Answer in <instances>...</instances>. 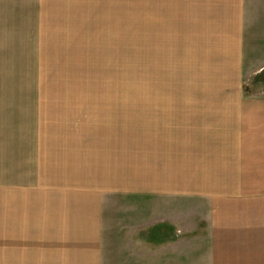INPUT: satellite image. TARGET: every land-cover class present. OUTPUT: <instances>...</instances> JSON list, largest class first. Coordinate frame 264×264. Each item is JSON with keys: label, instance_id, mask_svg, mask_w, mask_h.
<instances>
[{"label": "crops", "instance_id": "crops-1", "mask_svg": "<svg viewBox=\"0 0 264 264\" xmlns=\"http://www.w3.org/2000/svg\"><path fill=\"white\" fill-rule=\"evenodd\" d=\"M245 61L244 0H0V264H102L116 211L149 246L193 239L199 264H264ZM121 67L193 91L58 87Z\"/></svg>", "mask_w": 264, "mask_h": 264}, {"label": "rangeland", "instance_id": "rangeland-1", "mask_svg": "<svg viewBox=\"0 0 264 264\" xmlns=\"http://www.w3.org/2000/svg\"><path fill=\"white\" fill-rule=\"evenodd\" d=\"M244 49L248 74L241 91L264 92V0H244ZM142 64V63H134ZM128 65V62H120ZM3 70H1L2 72ZM5 71V70H4ZM0 72V75L2 73ZM56 76L60 71L56 70ZM63 76H86L87 84H67L65 90L88 93H146L193 91V86L145 84L142 68H88L64 70ZM127 212L112 213L105 224L102 264H199L198 245L186 238L166 248L149 246L140 240L143 228H128ZM110 216V215H109ZM126 222H123L125 221Z\"/></svg>", "mask_w": 264, "mask_h": 264}]
</instances>
